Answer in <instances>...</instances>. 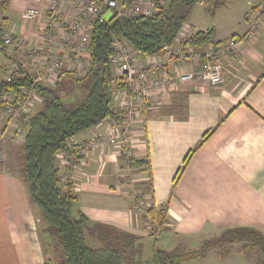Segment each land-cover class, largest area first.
Returning a JSON list of instances; mask_svg holds the SVG:
<instances>
[{
  "label": "crops",
  "instance_id": "0c3cea01",
  "mask_svg": "<svg viewBox=\"0 0 264 264\" xmlns=\"http://www.w3.org/2000/svg\"><path fill=\"white\" fill-rule=\"evenodd\" d=\"M1 1L6 8L2 16L7 17L3 27L12 30L14 41L0 49V84L7 76L11 59L19 61L22 74L38 79L45 72L44 65L32 66V58L38 52L46 54L49 62L64 56L69 47L61 34L67 23L59 28L55 23L53 26L44 0ZM262 6L264 0L248 3L243 30L233 36L249 31L251 20ZM28 7L42 10V16L25 21L21 13ZM60 8L65 21L73 16L74 9L66 0H60ZM191 20L186 22L194 26L196 33L204 31ZM47 33L55 35L57 41H46ZM224 38L215 34L202 45ZM238 54L227 61L232 74L224 84L209 86L198 78L183 83L164 97L162 105L146 110L133 124L131 148L134 159L141 164L132 166L119 146L91 145L94 138L108 132L105 120L71 138L70 145L79 151L91 145L85 157L80 158L79 170L70 172L61 167L58 154L63 183L70 182L76 196L72 215L82 212L89 217L86 240L93 241L89 245L102 244L99 226H112L118 232L120 229L137 236L135 243L143 251V240L152 234L145 215L136 208L135 190L143 191L152 206L166 209L167 222L161 238L169 234L172 245L167 249L175 248L177 238L184 246L187 243L199 249L204 242L215 243L225 233L239 229L253 230L264 239V17L252 41L242 44ZM137 57L146 63V55L138 52ZM68 74L75 72L62 73L53 84L40 82L51 88L61 83L63 86ZM71 86L73 81L69 79L61 89L67 93ZM114 90L115 87L111 101ZM6 95L14 99V95ZM39 97L27 112L30 115L42 106L43 98ZM6 105H0V264L59 261V245L51 248L49 238L44 237L56 231L31 200L24 173L23 125L22 134L16 130L23 116L17 117V109L5 111ZM113 106H118V101ZM72 155L79 158V154ZM215 246L213 251L218 247ZM217 256L220 258L214 264H233L230 256ZM208 257L209 253L196 258L206 261Z\"/></svg>",
  "mask_w": 264,
  "mask_h": 264
},
{
  "label": "trees",
  "instance_id": "16d2710c",
  "mask_svg": "<svg viewBox=\"0 0 264 264\" xmlns=\"http://www.w3.org/2000/svg\"><path fill=\"white\" fill-rule=\"evenodd\" d=\"M156 1L160 11L152 16L123 15L112 17L108 22L95 23L89 48L92 65L88 73L93 84L78 108L71 109L63 102V90L59 86L51 88L43 82H36L35 78L27 73L22 74L21 70V74L14 75L10 81L4 80L0 84V95H14L13 100H1L0 105L8 104L12 109H18L22 104L24 88H35L43 98V104L37 112L23 115L22 125L25 135L24 173L31 200L39 206L45 222L59 236L57 251L61 254L60 260L47 259L44 264H143L139 259H134L137 246L139 248L135 243L138 237L123 230L119 229L118 232L117 228L112 226L108 229L99 226L102 244L91 246L87 243L89 217L82 212L78 216L72 215L76 196L72 192L73 185L64 184L62 181L58 154L69 150L72 137L113 114L110 107L113 91L112 58L115 54L112 47L113 34L126 40L135 50L146 56L158 54L164 46L173 43L183 23L188 20L192 9L200 0ZM5 10L4 1L0 0V31L7 20V17L2 16ZM210 33L211 30L199 31L192 38V42L202 45ZM209 134L210 132L204 135L199 145L204 143ZM71 150L76 155L80 153L77 146H72ZM192 152L193 150L190 153ZM128 161L132 166L142 163L134 157H130ZM148 212L153 221L157 220L163 227L164 233L167 222L166 209L151 206ZM234 238L244 242H259L256 248L260 243L264 245L261 235L250 229L225 233L216 243L233 242ZM221 239L224 241L220 242ZM130 246L135 249L129 256L133 258L126 261L124 255L131 252ZM197 250L195 257L207 255L203 247ZM160 253L158 250L154 252V264H182V261L191 257L176 252L162 257Z\"/></svg>",
  "mask_w": 264,
  "mask_h": 264
},
{
  "label": "built area",
  "instance_id": "2783aa9c",
  "mask_svg": "<svg viewBox=\"0 0 264 264\" xmlns=\"http://www.w3.org/2000/svg\"><path fill=\"white\" fill-rule=\"evenodd\" d=\"M41 1V0H36ZM50 10L53 19L52 25L59 28L63 22L67 23V28H63L64 33L61 38L68 44V51L61 58L49 62L46 54L38 52L31 64L37 67L44 65L45 72L35 79L36 82L43 81L53 84L59 79L65 70L72 71L78 69L83 62V58H89V48L92 32L95 23L105 22V13L112 10L115 15H135L152 16L160 11L156 0H66L74 9L73 16L65 19L62 16L60 0H44ZM43 14L38 8L23 10L21 17L26 20L36 19ZM264 17V6H262L255 18L251 20L249 31L240 36L231 37L217 43L206 45L195 44L192 38L195 35V28L188 22L183 23L178 36L173 43L164 46L162 51L155 55L146 56V63L137 57L138 50H135L126 40L117 35L112 36V47L115 54L112 58L113 76L111 79L114 90V99L110 102L113 114H109L105 119L108 123V132L94 138L91 145L107 143L122 148L126 157H133L131 142L133 137V124L144 115L146 110L158 108L164 102V97L170 92L178 90L181 84L199 79L209 86H219L226 82L228 76L232 74L227 65V61L238 57V51L242 44L249 43L254 38L259 23ZM57 20L55 21V19ZM66 32H68L66 34ZM46 41L54 43L57 37L52 33H47ZM14 41L11 29L0 31V49L10 46ZM167 67H171L173 71ZM21 74L20 64L16 59H11L7 67V76L4 80L10 81L14 75ZM23 102L16 110L17 117L22 118L23 114L31 111L34 99H39V93L33 87L23 89ZM9 96L1 100H10ZM118 101V106H113ZM12 112L11 107L5 109ZM16 128L19 134L23 133L22 122ZM90 145V146H91ZM90 146L80 150L79 158L72 155V145L66 152L67 163L72 170L78 168L76 160L80 156H85ZM64 156L65 152L62 151ZM61 156V153H59ZM1 163V157H0ZM76 171V170H75ZM133 196L136 208L140 213H149L152 206L147 195L141 190H135ZM151 227L154 231L162 235L163 227L157 220L150 219Z\"/></svg>",
  "mask_w": 264,
  "mask_h": 264
},
{
  "label": "rangeland",
  "instance_id": "374dc122",
  "mask_svg": "<svg viewBox=\"0 0 264 264\" xmlns=\"http://www.w3.org/2000/svg\"><path fill=\"white\" fill-rule=\"evenodd\" d=\"M251 1L253 0H240L239 2L236 0H232V1L230 0H200L192 9L188 20L192 19L191 21L198 22L199 29H202L204 31L211 30L209 37H212V36L215 37V34H216V35H219L220 37H226L224 39L227 40L228 38L233 37L235 33L241 32L243 30L244 24L246 22V18H244V15H245L246 10L248 9V3H250ZM30 8H35V7H28L25 10L30 9ZM116 16L118 15H115V14L113 15V17H116ZM36 19H30V20L24 19V20L33 21ZM106 21L107 19H105V22ZM91 65H92V60L88 63L87 58L84 57L83 62L80 66V71L77 68L74 69L73 71H67V70L64 71V73L65 72H75L74 75L72 74L67 75V77L64 79L65 85L62 86V83H61V86H59L60 88H65L67 81L69 79H72L73 86H71L68 89L67 93L66 91L62 93V94L66 93L64 94V96L61 95L63 102L71 109H76L81 105L83 98L87 95L88 91L92 87L93 82H92L90 75L88 74L91 69ZM80 77L83 79H80ZM59 87L55 86L54 88H59ZM1 97L5 98L6 93L1 95ZM5 107L8 108L9 105L7 104ZM63 152H65L64 156L62 154V151L60 152L61 153V156H60L61 167L65 169L68 168L70 172L79 170L81 159L76 160V163L79 164L78 168L75 170H72L71 168L72 166L67 163L68 157L66 156V152L68 151L64 150ZM81 157L83 158L85 156H80V158ZM125 158L126 160L129 159V157H126V156ZM19 159L21 160V157H19ZM60 174L62 176L61 170H60ZM62 181H63V176H62ZM67 184H71V183L68 182ZM141 214L145 215L146 218H144V221H146L147 228L149 232L152 234L151 237H146L143 240V243H144L143 251H140L137 246V254L134 259L135 260L139 259L140 261H142L143 264H154L153 256H154V252L157 250L161 252L160 254L162 257H165V255H169L175 252L181 254L182 256L183 255L191 256L187 260L182 261V264H214L215 260L220 258L219 256H217V254L230 256L232 258V261L230 260L229 262L233 264H264V245L260 243V246L256 248V245L259 242H256L254 240H252L253 245L251 242H247V241L242 242V240H238V238H234L233 242H229V241L223 242L224 240L222 239L220 240V242H223V243H216L217 241L215 243L214 242L212 243L210 241L204 242L202 244L203 249H205L207 254L209 253V257L206 261L198 260L195 257V253L198 251L195 245L190 246V244L186 243V245L184 246V243L182 242V240L178 238H177L175 248L167 249L166 247H171L172 245V243H170L171 241L168 240L169 234H167L165 238H161L164 233H162V235L159 236L157 231L150 229L151 224L149 222L152 216L149 213H141ZM44 237L49 238L48 242L51 248L57 247L58 238H59L58 234L52 233L51 235L48 236V233H46ZM87 243L93 244V241L88 239ZM211 244L213 245V247H210ZM215 244L218 247H216ZM214 246L216 247V249L213 251ZM129 248H131L133 251L131 250V252L125 253L124 257L127 258L126 261H129L131 260V258H133L129 256H131L135 250L134 246H130ZM214 252L215 254H213Z\"/></svg>",
  "mask_w": 264,
  "mask_h": 264
},
{
  "label": "water",
  "instance_id": "95a60500",
  "mask_svg": "<svg viewBox=\"0 0 264 264\" xmlns=\"http://www.w3.org/2000/svg\"><path fill=\"white\" fill-rule=\"evenodd\" d=\"M114 13L112 10H109L105 13V18L107 19V22L110 20L111 17H113Z\"/></svg>",
  "mask_w": 264,
  "mask_h": 264
}]
</instances>
